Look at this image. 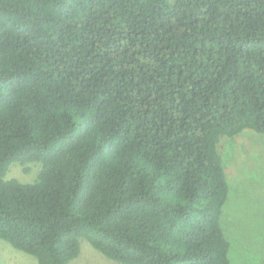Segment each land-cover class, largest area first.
Listing matches in <instances>:
<instances>
[{
    "label": "trees",
    "instance_id": "obj_1",
    "mask_svg": "<svg viewBox=\"0 0 264 264\" xmlns=\"http://www.w3.org/2000/svg\"><path fill=\"white\" fill-rule=\"evenodd\" d=\"M245 129L264 134V0H0V239L38 264L82 239L235 264L220 143Z\"/></svg>",
    "mask_w": 264,
    "mask_h": 264
},
{
    "label": "rangeland",
    "instance_id": "obj_2",
    "mask_svg": "<svg viewBox=\"0 0 264 264\" xmlns=\"http://www.w3.org/2000/svg\"><path fill=\"white\" fill-rule=\"evenodd\" d=\"M220 149L230 188L221 224L232 239L233 260L235 264H264V134L245 129L233 138L224 137ZM19 164H11L7 175L26 182L35 178V164H30L27 172ZM0 264L38 263L30 254L0 239ZM68 264L122 263L106 257L82 239L79 254Z\"/></svg>",
    "mask_w": 264,
    "mask_h": 264
}]
</instances>
